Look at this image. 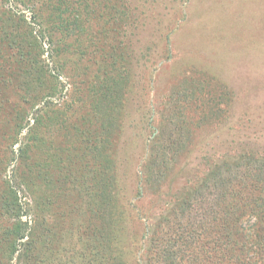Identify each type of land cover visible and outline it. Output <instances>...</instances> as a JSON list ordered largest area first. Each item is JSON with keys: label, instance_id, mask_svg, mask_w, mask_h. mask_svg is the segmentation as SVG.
I'll list each match as a JSON object with an SVG mask.
<instances>
[{"label": "trees", "instance_id": "1", "mask_svg": "<svg viewBox=\"0 0 264 264\" xmlns=\"http://www.w3.org/2000/svg\"><path fill=\"white\" fill-rule=\"evenodd\" d=\"M136 2L0 0V264H264V155L254 150L200 155L196 178L169 206L139 233L128 225L140 217L119 204L113 149L131 103L133 39L155 5ZM94 18L106 23L97 29ZM159 26L166 53L179 23ZM114 28L116 44L107 39ZM92 48L99 74H71L64 92L67 64ZM200 90L210 94L202 101L223 98L213 86ZM171 123L152 140L176 151L196 130ZM62 136L66 147L56 144ZM163 159L154 154L148 181L165 179Z\"/></svg>", "mask_w": 264, "mask_h": 264}, {"label": "rangeland", "instance_id": "2", "mask_svg": "<svg viewBox=\"0 0 264 264\" xmlns=\"http://www.w3.org/2000/svg\"><path fill=\"white\" fill-rule=\"evenodd\" d=\"M136 3L143 4L145 9L155 4L148 14H152L154 21L150 18L133 39L135 46L129 55L133 92L120 122L113 158L119 204L127 205L132 216L140 217L128 223L133 232L139 233L143 223L169 206L189 186L188 180L196 178V160L200 155L211 154L216 158L231 150L246 149L264 155V0H137ZM25 12L31 20V11ZM96 18L97 29L102 28L106 22ZM172 21L179 26L171 35L170 51L165 53L156 29L159 23L165 28ZM101 34L105 35L103 30ZM112 34L115 35L107 39L113 44L123 39L119 29L114 28ZM44 44L48 50L44 57L53 69L50 43ZM89 52L83 62L75 56L79 63L67 64L68 69L60 76L64 92L72 89L71 74L82 81L94 80L99 74L103 60L94 48ZM73 66L75 70L71 71ZM207 85L217 88L215 94L223 92L219 104L201 100L205 93L210 96L208 92L201 94V87ZM169 120L173 127L178 124V129L191 123L196 130L188 137L190 141L184 140L186 145L176 151L165 149V141L159 138L152 140L159 125ZM64 140L66 147L69 142L65 136L56 144L61 145ZM19 146L20 142L14 146L16 153ZM155 153L163 156L162 168L167 170L165 179L159 178V183L155 177L147 180L153 172L149 168ZM14 166L15 162L8 166V177ZM23 218L28 220L26 216ZM59 220L65 224L61 217ZM129 264L135 261L131 259Z\"/></svg>", "mask_w": 264, "mask_h": 264}]
</instances>
